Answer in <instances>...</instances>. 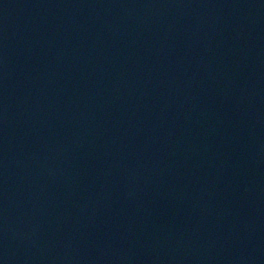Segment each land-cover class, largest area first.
Returning a JSON list of instances; mask_svg holds the SVG:
<instances>
[{"label": "water", "instance_id": "water-1", "mask_svg": "<svg viewBox=\"0 0 264 264\" xmlns=\"http://www.w3.org/2000/svg\"><path fill=\"white\" fill-rule=\"evenodd\" d=\"M0 264H264V0H0Z\"/></svg>", "mask_w": 264, "mask_h": 264}]
</instances>
